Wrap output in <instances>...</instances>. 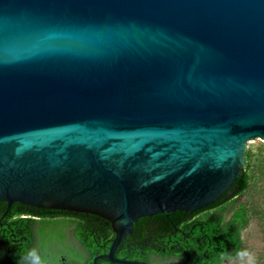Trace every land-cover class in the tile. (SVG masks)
Instances as JSON below:
<instances>
[{
  "label": "water",
  "instance_id": "water-1",
  "mask_svg": "<svg viewBox=\"0 0 264 264\" xmlns=\"http://www.w3.org/2000/svg\"><path fill=\"white\" fill-rule=\"evenodd\" d=\"M250 145L264 0H0V202L98 216V257L147 264L114 258L137 220L249 182Z\"/></svg>",
  "mask_w": 264,
  "mask_h": 264
},
{
  "label": "trees",
  "instance_id": "trees-1",
  "mask_svg": "<svg viewBox=\"0 0 264 264\" xmlns=\"http://www.w3.org/2000/svg\"><path fill=\"white\" fill-rule=\"evenodd\" d=\"M247 159V152L245 153ZM246 160L234 183L213 203L193 212L175 211L142 217L133 225L132 232L115 249L114 258L126 261L161 264H224L221 254L235 259L237 251L244 249L241 232L248 225V210L244 204L236 206L235 198L248 189ZM5 219L13 215H27L28 219H13L2 222L13 226L17 235H26L35 220L32 216L46 219L44 226L73 228L74 238L82 246L85 264L113 263L99 255L106 254L113 239L110 225L104 219L85 213L49 210L20 203L7 206L0 202V215ZM60 217V220H52ZM28 247L31 245L29 239ZM19 250L14 263L21 260L28 249ZM79 259H82V256ZM94 258L95 261H94Z\"/></svg>",
  "mask_w": 264,
  "mask_h": 264
},
{
  "label": "flooded vegetation",
  "instance_id": "flooded-vegetation-1",
  "mask_svg": "<svg viewBox=\"0 0 264 264\" xmlns=\"http://www.w3.org/2000/svg\"><path fill=\"white\" fill-rule=\"evenodd\" d=\"M6 213L0 215V264H13L14 258L19 254V250L29 244V239H31V245L28 247L27 252L30 249L35 248L38 254L47 261V264H85L86 259H84V251L82 246L74 238L73 228L66 227L64 229L52 228L43 225V222L46 219H41L38 217L32 216V219L35 220L32 227L26 231V235L23 237L17 235L14 231L13 226L6 225L2 222L13 221V219H28L29 216L13 215L9 219H5ZM60 217H54L52 220H60ZM48 233H53L56 237L55 242L59 245L61 249L59 256L56 258L51 255L52 248L49 246L50 242L46 240ZM48 248V249H47ZM26 255V254H25ZM104 255V254H102ZM82 256V259H79ZM100 256V255H99ZM55 260H51L52 258ZM14 264H24L23 258L18 260Z\"/></svg>",
  "mask_w": 264,
  "mask_h": 264
},
{
  "label": "rangeland",
  "instance_id": "rangeland-1",
  "mask_svg": "<svg viewBox=\"0 0 264 264\" xmlns=\"http://www.w3.org/2000/svg\"><path fill=\"white\" fill-rule=\"evenodd\" d=\"M239 204L246 206L249 218L248 225L241 232L243 248L253 253L256 264H264V148L250 145V180L236 206ZM54 239L53 233H48L45 242H50L51 255L57 258L61 249ZM54 257L51 260H55ZM161 264H172V261ZM224 264H239V261L232 259Z\"/></svg>",
  "mask_w": 264,
  "mask_h": 264
},
{
  "label": "clouds",
  "instance_id": "clouds-1",
  "mask_svg": "<svg viewBox=\"0 0 264 264\" xmlns=\"http://www.w3.org/2000/svg\"><path fill=\"white\" fill-rule=\"evenodd\" d=\"M221 262L225 259L232 260L233 258L227 254H221ZM235 259L239 261V264H256L255 257L247 249H242L236 252ZM24 264H47V261L43 259L35 248L30 249L23 257Z\"/></svg>",
  "mask_w": 264,
  "mask_h": 264
}]
</instances>
